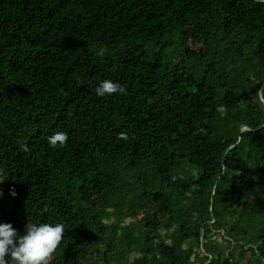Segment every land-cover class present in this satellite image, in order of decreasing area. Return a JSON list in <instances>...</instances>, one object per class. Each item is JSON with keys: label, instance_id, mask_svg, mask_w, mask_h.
Returning a JSON list of instances; mask_svg holds the SVG:
<instances>
[{"label": "trees", "instance_id": "16d2710c", "mask_svg": "<svg viewBox=\"0 0 264 264\" xmlns=\"http://www.w3.org/2000/svg\"><path fill=\"white\" fill-rule=\"evenodd\" d=\"M260 88L264 0H0V224L62 223L49 264H264Z\"/></svg>", "mask_w": 264, "mask_h": 264}, {"label": "clouds", "instance_id": "9594fccd", "mask_svg": "<svg viewBox=\"0 0 264 264\" xmlns=\"http://www.w3.org/2000/svg\"><path fill=\"white\" fill-rule=\"evenodd\" d=\"M117 92L124 94L125 88L111 79L101 81L96 88L98 96ZM256 96L264 102V88L257 90ZM47 139L50 146L63 147L68 136L64 132H56ZM119 139L127 140L128 134L121 132ZM11 194L16 195L14 190ZM63 237L62 223L53 226L46 223L37 225L28 221L23 235H19L10 223L0 224V264H9L6 257H10L15 264H49Z\"/></svg>", "mask_w": 264, "mask_h": 264}, {"label": "bare ground", "instance_id": "6f19581e", "mask_svg": "<svg viewBox=\"0 0 264 264\" xmlns=\"http://www.w3.org/2000/svg\"><path fill=\"white\" fill-rule=\"evenodd\" d=\"M231 219H233V216H231V215H229V216L226 217V220H231ZM220 233L223 235V231L222 230H220Z\"/></svg>", "mask_w": 264, "mask_h": 264}, {"label": "rangeland", "instance_id": "374dc122", "mask_svg": "<svg viewBox=\"0 0 264 264\" xmlns=\"http://www.w3.org/2000/svg\"><path fill=\"white\" fill-rule=\"evenodd\" d=\"M152 163H153V162H152ZM119 173H120V175L123 176V175H126V174L128 173V171H120Z\"/></svg>", "mask_w": 264, "mask_h": 264}]
</instances>
